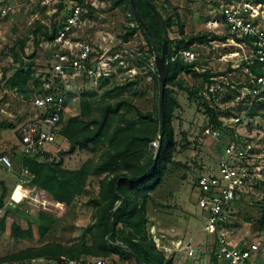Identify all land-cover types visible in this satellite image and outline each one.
<instances>
[{
    "label": "rangeland",
    "instance_id": "rangeland-1",
    "mask_svg": "<svg viewBox=\"0 0 264 264\" xmlns=\"http://www.w3.org/2000/svg\"><path fill=\"white\" fill-rule=\"evenodd\" d=\"M64 2L0 0V8L5 4L9 7L7 15H0V156H6L12 163L11 169L0 165V206L5 205L0 218V264H56L58 260L26 258L25 252L51 243L66 246L85 240L91 244L88 227L98 214L102 182L107 183L112 177L108 172H94L118 148L117 140L110 141L114 131L131 126L134 134H149L150 126L137 116L136 110L142 114L151 113L153 117L158 114L160 92L152 76L157 73L154 56L137 27L139 23L130 4L112 8V0H84V24L76 36L91 44L92 56L106 53V57L112 58L110 76L97 84L84 78L77 81L64 114V133L58 135L54 144L46 146L44 153L34 157L40 163L64 171L84 169V187L71 204L65 206L53 200L34 181H29L22 185L24 197L20 203L16 206L9 204L23 168L22 160L26 159L22 154L18 130L36 115V109L31 105L32 94L30 96L27 92L31 90L30 84L27 82L28 85L21 90L13 84L20 80L19 70L23 73L26 70L35 73L48 71L52 59L47 35L64 22L69 8ZM218 4V0H156L158 11L164 18L174 12L179 15L187 36L205 33L220 37L227 35L225 30L215 33L207 26V19L216 13ZM261 4L264 9V3ZM127 28H131L133 33L124 42L122 35ZM168 37L179 39L175 26L168 31ZM190 50L197 56L194 62L196 72L208 71L217 75L214 77L213 95L204 99L221 111L220 119L225 120L222 121V135L218 140L203 136L210 122L201 102L176 87H166L179 104L171 119L174 146L161 183L146 200L144 232L166 258L175 257L181 264H213L214 237L205 230L206 220L199 207L196 178L217 173L223 149L234 138L250 146V152L239 163L244 169L245 185L234 202L228 230L234 242L259 241L264 244V106L247 112L245 106L233 101L235 94L231 86L236 92L248 79L235 66L248 58L250 51L247 48L212 41L194 43ZM176 81L192 92L205 90L206 81L194 79L186 73H180ZM224 95L226 99L221 101ZM116 104L122 105L116 114L109 115L99 141L89 144L86 149L76 147L74 152L68 153L69 139L77 137L81 131H94L95 125L90 122L99 119L107 106ZM83 110L84 121L77 120L82 126L75 123L69 126L68 120L80 119ZM229 117H240L241 121L232 123ZM85 123H90L86 130ZM154 137H159L158 128H155ZM154 140L143 147L144 159L132 156L122 164V170L133 172L135 166L145 168L149 159L155 160L160 144L152 147ZM15 199H20V191ZM12 226L23 232V236H13ZM115 231L118 240L126 238L130 232L121 224ZM190 248L194 251L192 256L188 254ZM133 259L112 255L108 258L80 256L76 260L134 264Z\"/></svg>",
    "mask_w": 264,
    "mask_h": 264
},
{
    "label": "built area",
    "instance_id": "built-area-1",
    "mask_svg": "<svg viewBox=\"0 0 264 264\" xmlns=\"http://www.w3.org/2000/svg\"><path fill=\"white\" fill-rule=\"evenodd\" d=\"M55 1L57 0H46L48 3ZM64 1L69 7L68 14L54 38L49 42L52 59L49 69L44 73H35V78L39 79V87H36L33 82L29 83L32 92L31 105L36 109V115L18 130L23 156L40 155L46 151V146L54 144L67 104L73 94V86L80 78L97 84L102 78L110 76L112 58L106 57V53L98 57L92 56L91 44L76 36L84 24L83 17L86 13L84 0ZM218 3L216 13L211 14L207 19V26L215 33L225 30L227 33L225 37L230 35L225 41L220 42L231 43L250 51L248 58H244L235 65L248 76V79L238 87L233 100L238 105L250 108L259 102H264L263 5L255 3L254 0H218ZM8 11L9 7L5 4L0 8V15L5 16ZM216 30L219 31L216 32ZM113 59H116V56ZM176 59L187 64H194L197 56L190 49H182L169 58L171 61ZM242 62L247 65L256 63L258 72H252L248 66H241ZM213 85L214 77H210L209 81L205 82V90L198 92V95L209 99L213 95ZM231 87L234 92V86ZM240 121V117L230 118L232 123ZM222 126L223 124L216 128L206 127L203 136L220 139ZM159 144L160 136L151 143L152 147H157ZM250 150V146L244 141L234 138L223 149L217 165V173L199 175L196 178L195 184L200 193L199 207L205 215V230L214 237L213 255L217 264H264V244L259 241L234 242L228 230L234 202L245 185L244 169L239 166V163L246 158ZM0 165L11 169L12 163L6 156H0ZM19 175L16 189L20 191V199H14L15 189L9 201V204L13 206L20 203L24 197L21 192L22 185L34 180V175L25 168L20 169ZM4 207L5 205L0 206V218ZM193 252L190 248L189 256H192ZM56 264H104V262L61 257Z\"/></svg>",
    "mask_w": 264,
    "mask_h": 264
},
{
    "label": "trees",
    "instance_id": "trees-1",
    "mask_svg": "<svg viewBox=\"0 0 264 264\" xmlns=\"http://www.w3.org/2000/svg\"><path fill=\"white\" fill-rule=\"evenodd\" d=\"M148 1L154 6L162 21L167 40L168 58H171L179 50L190 49L191 45L194 43L207 44L212 41L220 42L225 41L230 37V35L220 37L211 33L187 36L184 32V25L180 22L179 15L176 12H174L172 16L164 18L158 11L156 0ZM188 1L203 2L204 0ZM254 2L261 4L264 3V0H254ZM123 3L129 6L128 0H112L111 7L115 8ZM134 4L141 20L151 32L157 50L160 53L163 34L159 22L144 0H134ZM137 25L149 47L150 53L153 54L151 41L147 33L139 24ZM173 26L178 30V40H172L168 37V31ZM59 27L54 28L50 34L47 35L49 41L54 38ZM132 33L133 30L127 28V31L122 35V40L124 42L127 41ZM241 66H248L252 72H258V65L256 63L247 65L242 62ZM18 72L20 80H15L13 85L19 87L20 90L25 88L30 82H33L36 87L40 86L39 79L35 78V72H30L29 70H26L25 73H23L22 70H19ZM180 73H186L194 79H202L207 82L210 77H216L217 75L211 74L208 71L198 73L194 70V64H187L178 59L174 61L169 60V70L165 85L166 87H176L189 96L198 99L205 109L210 126L215 128L220 127L222 124L220 120L221 111H219L216 106L210 105L209 102H207L202 96H199L197 92H192L190 88L185 87L181 82L176 81V78ZM152 76L160 92V83L157 73ZM27 92H30L31 96L32 92ZM159 97L160 93L158 94V98ZM225 97L226 96L224 95V98L222 97L221 101H224L226 99ZM124 104L125 102L123 105ZM121 105L122 104H116V106L113 107L107 106L103 110L99 119L90 122L95 125L94 131L90 133H84L81 131L80 134H77V137L69 139L71 146L68 153L74 152L76 147L86 149L89 144H96L99 141L98 139L103 135L104 127L109 115L116 114ZM259 106H264V102H259L252 107L245 109L246 111H250ZM176 108H179V104L171 92L166 88L163 99L162 116L158 107L157 117H153L151 113L142 114L136 110L137 116L141 119H145L150 126L151 131L149 134H141V132L134 134L132 133L131 126H127L125 130L117 128L114 131L110 141L114 142L117 140L118 148H116V151L113 154L108 155L106 160L94 172V174L108 172L112 174V177L107 183L102 182L101 200L97 202L99 207L98 214L95 216V222L88 227L91 244H88L85 240L66 246L52 243L45 244L37 250H27L25 252V257L30 259L47 258L51 260H59L61 257L68 259H78L80 256L108 258L114 255L121 257V259L122 257L134 258V264H140V262L142 264H172L173 258H166L164 254L155 248L154 242L146 236L144 225L146 223V200L149 198L150 193L154 192L161 183L165 173V165L169 163L171 159L170 156L174 146L171 119L173 111ZM84 115L83 110L80 119L73 118L68 120L67 123L69 126H72L74 123L76 126H82L77 120H80L82 123L84 121ZM161 117L163 118V123H161ZM65 120L66 118L64 115L60 123L58 135L64 133V131H62V126L65 123ZM90 123H85V130L87 129L86 125H89ZM155 128H158L160 136V145L157 158L155 159L157 160V163L153 164L155 160L149 159L145 168L135 166L133 172H124V170H122V164L125 163L127 159H130L132 156H136V159L139 157H142L143 159L145 158L143 147H146L155 139ZM141 150L143 152H139ZM25 157L26 159L24 158L22 160L23 168L27 169L30 174L34 175V177L36 176L33 180L35 185L46 190L56 202L69 206L73 199L82 191L86 177L84 169L78 171H64L60 168L57 169L51 165L36 161V158H34L36 156ZM0 184H2V182H0ZM18 197L19 189H16L14 198ZM119 224L123 225L130 231L128 232L127 237L121 240H118L115 231ZM14 227L15 226H12L13 236H23L24 233L17 227ZM130 252H134L135 255H131ZM212 261L213 264H217L214 257H212Z\"/></svg>",
    "mask_w": 264,
    "mask_h": 264
},
{
    "label": "water",
    "instance_id": "water-1",
    "mask_svg": "<svg viewBox=\"0 0 264 264\" xmlns=\"http://www.w3.org/2000/svg\"><path fill=\"white\" fill-rule=\"evenodd\" d=\"M128 1H129L131 8H132L133 14H134L137 22L144 29V31L147 33V35L151 41L156 72H157L158 80L160 83L159 109H160L161 116H162L163 99H164V93H165V89H166L165 83H166V78H167V74H168V70H169V58H168V48H167V40H166L165 30H164V27L162 25V21L159 18L158 12L154 8V6L148 0H144V2L148 5V7L150 8V10L152 11V13L154 14V16L156 17L157 21L159 22V24L161 26V30H162V34H163L162 35L163 36V42H162V46H161V51L159 53L157 50V47H156V43L152 37L151 32L149 31L148 27L141 20L140 16L137 13V10H136L135 4H134V0H128ZM161 123H163L162 117H161ZM156 163H157V160H155L153 164H156ZM130 254L133 256L135 255L134 252H130ZM140 264H142V263L140 262Z\"/></svg>",
    "mask_w": 264,
    "mask_h": 264
},
{
    "label": "crops",
    "instance_id": "crops-1",
    "mask_svg": "<svg viewBox=\"0 0 264 264\" xmlns=\"http://www.w3.org/2000/svg\"><path fill=\"white\" fill-rule=\"evenodd\" d=\"M177 262H178L177 259H175V257H174L172 264H181V262H179V263H177ZM105 264H106V262H105Z\"/></svg>",
    "mask_w": 264,
    "mask_h": 264
},
{
    "label": "bare ground",
    "instance_id": "bare-ground-1",
    "mask_svg": "<svg viewBox=\"0 0 264 264\" xmlns=\"http://www.w3.org/2000/svg\"><path fill=\"white\" fill-rule=\"evenodd\" d=\"M15 194V193H14ZM14 196V195H13ZM15 199V198H14Z\"/></svg>",
    "mask_w": 264,
    "mask_h": 264
}]
</instances>
